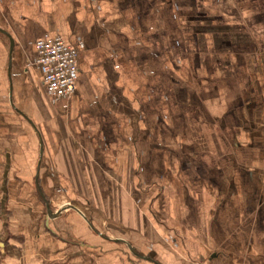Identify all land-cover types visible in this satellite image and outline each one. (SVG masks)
<instances>
[{
    "label": "crops",
    "instance_id": "1",
    "mask_svg": "<svg viewBox=\"0 0 264 264\" xmlns=\"http://www.w3.org/2000/svg\"><path fill=\"white\" fill-rule=\"evenodd\" d=\"M0 264H264V0H0Z\"/></svg>",
    "mask_w": 264,
    "mask_h": 264
},
{
    "label": "built area",
    "instance_id": "2",
    "mask_svg": "<svg viewBox=\"0 0 264 264\" xmlns=\"http://www.w3.org/2000/svg\"><path fill=\"white\" fill-rule=\"evenodd\" d=\"M35 66L43 74V83L54 103L70 100L77 91L79 56L84 49L75 48L62 37H45L37 45Z\"/></svg>",
    "mask_w": 264,
    "mask_h": 264
},
{
    "label": "water",
    "instance_id": "3",
    "mask_svg": "<svg viewBox=\"0 0 264 264\" xmlns=\"http://www.w3.org/2000/svg\"><path fill=\"white\" fill-rule=\"evenodd\" d=\"M67 209V208H66ZM66 209H64V210H61L60 212H58L57 214H52L51 212H50V217H57L59 214H61V213H63ZM74 209V208H73Z\"/></svg>",
    "mask_w": 264,
    "mask_h": 264
}]
</instances>
